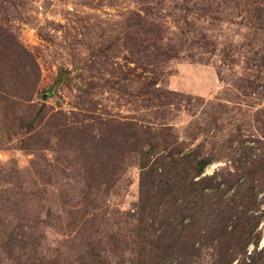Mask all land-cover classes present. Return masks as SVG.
I'll return each instance as SVG.
<instances>
[{"label": "rangeland", "instance_id": "obj_1", "mask_svg": "<svg viewBox=\"0 0 264 264\" xmlns=\"http://www.w3.org/2000/svg\"><path fill=\"white\" fill-rule=\"evenodd\" d=\"M250 147L264 0H0V264H158L172 158Z\"/></svg>", "mask_w": 264, "mask_h": 264}, {"label": "trees", "instance_id": "obj_2", "mask_svg": "<svg viewBox=\"0 0 264 264\" xmlns=\"http://www.w3.org/2000/svg\"><path fill=\"white\" fill-rule=\"evenodd\" d=\"M250 148L228 176L204 175L209 158L192 168L188 155L172 158V198L155 214L158 264H264V150Z\"/></svg>", "mask_w": 264, "mask_h": 264}]
</instances>
